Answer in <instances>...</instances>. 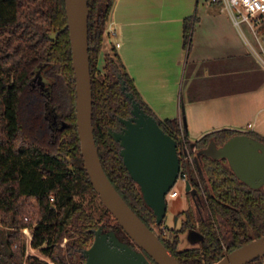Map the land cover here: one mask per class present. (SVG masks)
Listing matches in <instances>:
<instances>
[{
    "label": "trees",
    "instance_id": "obj_1",
    "mask_svg": "<svg viewBox=\"0 0 264 264\" xmlns=\"http://www.w3.org/2000/svg\"><path fill=\"white\" fill-rule=\"evenodd\" d=\"M114 3L88 0L93 125L103 166L143 221L153 230L162 228L159 237L181 263L215 264L228 252L264 236V187L252 188L241 180L227 158L203 154L204 180L188 160L182 169L198 190L197 206L180 211L182 226L171 229V236L164 235V221L157 223L124 163L120 142L109 131L121 128L120 117L131 116V102L122 91L120 75L143 108L177 139L181 160L185 143L191 154H196L194 147L200 151L213 140L222 145L236 134L248 133L264 142V136L222 128L192 140L184 125L182 137L181 120L158 117L138 90L116 45L104 55L103 73L99 60ZM192 32L193 25L187 19V48L192 44ZM39 65L50 76L52 96L36 82ZM76 97L65 0H0V223L11 229L0 242V264H50L35 255L25 258V250L19 246L25 227L32 229V245L41 248L55 264H86L83 251L92 245L95 230L101 225L135 245L103 201L96 203L100 196L82 154ZM49 101L62 113L68 123L65 127H52ZM187 194L191 198L192 192ZM193 229L202 234L200 245L179 248L181 233ZM247 264H264V256Z\"/></svg>",
    "mask_w": 264,
    "mask_h": 264
},
{
    "label": "crops",
    "instance_id": "obj_2",
    "mask_svg": "<svg viewBox=\"0 0 264 264\" xmlns=\"http://www.w3.org/2000/svg\"><path fill=\"white\" fill-rule=\"evenodd\" d=\"M112 45L158 117L179 118L190 139L222 128L264 136V22L255 34L205 0H115L101 61Z\"/></svg>",
    "mask_w": 264,
    "mask_h": 264
},
{
    "label": "water",
    "instance_id": "obj_3",
    "mask_svg": "<svg viewBox=\"0 0 264 264\" xmlns=\"http://www.w3.org/2000/svg\"><path fill=\"white\" fill-rule=\"evenodd\" d=\"M76 78L77 125L85 166L101 200L137 244L121 240L115 231L96 230L92 245L84 250L86 264H183L119 193L103 166L93 125V87L89 55L88 0H65ZM43 65H39L40 71ZM38 75V72H37ZM37 75L35 78H37ZM121 88L131 102L129 118H121L120 130L110 129L121 144V155L132 178L140 186L146 203L153 209L158 224L167 213V193L176 184L181 158L178 142L147 112L122 79ZM49 96V94H47ZM227 158L243 181L254 188L264 187V142L240 133L218 146L211 141L201 155ZM199 165V158H196ZM200 170L202 171L201 167ZM191 182L186 181L190 190ZM200 236V235H199ZM264 256V236L255 238L225 254L215 264H247Z\"/></svg>",
    "mask_w": 264,
    "mask_h": 264
},
{
    "label": "rangeland",
    "instance_id": "obj_4",
    "mask_svg": "<svg viewBox=\"0 0 264 264\" xmlns=\"http://www.w3.org/2000/svg\"><path fill=\"white\" fill-rule=\"evenodd\" d=\"M112 38L116 40L115 36H112ZM107 43L109 44V41H107ZM108 44L106 48H109ZM100 66L101 67L103 66V62H100ZM175 188L178 190L179 194L177 196L167 195L166 197L168 207H167V213L164 219V223H165L164 229L167 231V235H172L171 229H178L181 227L182 221L184 218L181 215H179V212L186 209L190 205V201H191V199H189L187 192H186V183L181 178L177 181ZM31 201L38 208L36 199L32 198ZM96 201H97L96 203L98 204H101L102 202L100 197L96 198ZM34 216L35 215H32L31 218ZM30 229L31 228L29 227H25L21 229L22 241H20L19 246L24 248L25 258H27L29 255H35L41 259H45L49 261L50 264H53L54 261L48 255L43 253L41 251V248H36L32 245L31 237L33 233H32V229L31 230ZM10 230L11 229L9 227H6L0 223V242H2L4 239L6 240ZM156 231L159 232V229L156 228ZM63 245H65V242L63 243ZM198 245H200V242L199 241L196 242V239L191 240L189 238V233L186 232L180 235L179 248H187V247L198 246Z\"/></svg>",
    "mask_w": 264,
    "mask_h": 264
},
{
    "label": "built area",
    "instance_id": "obj_5",
    "mask_svg": "<svg viewBox=\"0 0 264 264\" xmlns=\"http://www.w3.org/2000/svg\"><path fill=\"white\" fill-rule=\"evenodd\" d=\"M205 1L220 4L221 9L227 11L233 17L236 25L241 27L243 25H247L252 29V31L255 34L258 33L259 27L264 22V0H205ZM116 45L120 46V43H117ZM181 129H182L181 136L184 137L183 125H181ZM184 151L185 154L182 156L183 158L181 160V170L177 181L181 178L186 183L187 173L183 171L182 164H185L188 160H190L193 163V157L186 143L184 144ZM175 185L167 193V195L177 196L179 194L178 190L175 188ZM164 233H167L165 229H164Z\"/></svg>",
    "mask_w": 264,
    "mask_h": 264
},
{
    "label": "flooded vegetation",
    "instance_id": "obj_6",
    "mask_svg": "<svg viewBox=\"0 0 264 264\" xmlns=\"http://www.w3.org/2000/svg\"><path fill=\"white\" fill-rule=\"evenodd\" d=\"M102 52H103V50H102ZM102 54V53H101ZM100 62H103V66L101 67L100 65V68H101V71L104 73L105 72V70H104V63H105V61L104 60H102L101 61V57H100V60H99V64H100ZM36 82H37V84H39L40 85V87L45 91V93L46 94H49L50 96H52V81H51V79H50V76H48L47 74H44L43 72H42V69L40 70V71H38V75H37V78H36ZM125 94V93H124ZM126 96V95H125ZM127 98V97H126ZM128 99V98H127ZM129 100V99H128ZM47 107H48V109H49V118H50V121H51V125H52V127L54 128V129H58V128H60V127H65L68 123L62 118V113L60 112V110H58V108H57V106H55V105H53L52 104V101H49V102H47ZM131 108H132V106H131ZM131 115H132V113H131ZM130 117V116H129ZM128 117V118H129ZM121 118H124V117H120L119 119H120V121H121ZM121 123H122V126H121V128L123 127V122L121 121ZM120 128V129H121ZM120 129H118V130H120ZM210 144V143H209ZM218 145V144H217ZM223 145V144H222ZM218 146H221V145H218ZM203 150V149H202ZM202 150H200V151H198L197 150V148L196 147H194V149H193V151L194 152H196V154L195 153H193L192 154V157H193V163L197 166V168H198V170H199V172H200V174H201V178L204 180L205 179V175H204V173H203V169H202V166H201V163L199 162V165H198V163H197V161H196V158H199V160L201 159V156H199V153L202 151ZM121 151V150H120ZM180 155V154H179ZM180 157H181V155H180ZM214 158V157H213ZM200 167H201V169H202V171L200 170ZM241 179V178H240ZM187 180H189V177H188V175H187ZM242 180V179H241ZM190 181V180H189ZM245 182V181H244ZM247 183V182H246ZM248 184V183H247ZM249 185V184H248ZM250 187H252L251 185H249ZM252 188H254V187H252ZM187 191H191L192 192V196H191V198L189 197V199H191V201H190V205L186 208V209H188L190 206H193V207H195L196 208V206H197V202H196V198H195V195L198 193V190L196 189V188H193L192 187V184H191V188H190V190H187L186 189V192ZM188 195V194H187ZM186 209H184V210H186ZM113 214V213H112ZM113 216H114V214H113ZM183 218H184V216L183 215H181ZM115 217V216H114ZM116 218V217H115ZM184 220V219H183ZM118 221V220H117ZM182 223H183V221H182ZM161 224V223H160ZM102 227H103V231L104 232H106V231H110V230H104V226L103 225H101ZM100 226V227H101ZM182 226V225H181ZM99 227V228H100ZM98 228V229H99ZM157 229H159V228H157ZM156 230V229H155ZM160 230H162V228L161 229H159V231ZM114 231V230H113ZM95 232H96V230H95ZM187 233H189V238L192 240V239H196V242H200L201 241V239H202V234L198 231V230H189V231H186ZM186 232H184V233H186ZM158 234H159V232H158ZM163 234L164 235H167V233H164L163 232ZM182 234V233H181ZM200 235V236H199ZM168 236H171V235H168ZM95 237H96V233H95ZM132 239V238H131ZM95 240V239H94ZM134 247H136V248H138V246H137V244L135 243V245H133ZM83 254H84V251H83Z\"/></svg>",
    "mask_w": 264,
    "mask_h": 264
},
{
    "label": "bare ground",
    "instance_id": "obj_7",
    "mask_svg": "<svg viewBox=\"0 0 264 264\" xmlns=\"http://www.w3.org/2000/svg\"><path fill=\"white\" fill-rule=\"evenodd\" d=\"M31 230V229H30ZM32 235V234H31ZM47 259V258H46ZM52 262V261H51ZM53 263V262H52ZM54 264V263H53Z\"/></svg>",
    "mask_w": 264,
    "mask_h": 264
}]
</instances>
